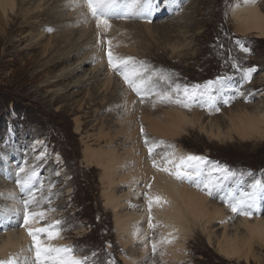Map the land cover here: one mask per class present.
<instances>
[{
    "label": "rangeland",
    "instance_id": "rangeland-1",
    "mask_svg": "<svg viewBox=\"0 0 264 264\" xmlns=\"http://www.w3.org/2000/svg\"><path fill=\"white\" fill-rule=\"evenodd\" d=\"M184 1L183 8L189 11L185 23L176 22L173 25L176 30L169 32H132L126 40L128 43L135 41L136 51L121 53L128 56L134 73L143 77L137 82L134 73L128 75L139 89L137 94L133 92L141 99L137 103L143 106V102L151 98L153 112L175 111L177 107L199 112L198 116L190 114L192 122L184 123L181 133L176 135L175 130H169L174 135L165 134L162 139L146 134V122L140 120L143 119L142 110L133 106L136 99L133 101L122 92L120 82L123 86L125 82L120 77L124 67L121 71L111 70L115 78L112 84L96 90L89 82L77 94V88L70 86L77 75L53 82L54 76L66 70L74 60L54 65L47 63L51 60V51L61 47L63 38L57 28L45 25L49 28L51 50L47 47L48 40L43 39L39 48L24 53L21 51L28 45L31 35L28 31H15L22 20L12 23L10 35L0 34V174L5 181H14L17 185L22 208L19 215L23 214L18 223L0 222V234L23 227V201L27 199L30 201L27 211L46 213L41 221L44 226L60 222L58 239H51L48 247H70L73 250L70 255L86 264H264L263 244L253 242L257 258L251 256L248 261L245 257L228 258L217 247L224 233L223 224L207 225L190 214L187 229L173 232L168 240L162 239L164 236L155 224L151 225L146 240L150 249L146 248L142 255L138 253L143 246L136 238L137 230L133 231L131 242L126 243L125 237H121L122 230L117 227L121 222L117 218L122 215V220L128 221V209L123 210L121 206L117 209V201H128L129 195L137 189L141 191L136 196L139 204L149 198L142 171L136 173L143 149L146 151L144 161L149 159L148 165L154 167L155 164L156 168V159L166 162L176 151L208 156L213 160L209 167L213 165L222 171L220 180L225 174L231 183H237L235 190L240 196L250 192L256 181L261 182L264 193V136L243 139L230 130L227 133L232 137L212 139L205 131L211 121L222 124L223 131L228 130L230 107L232 111L229 109V112L242 108L251 112L264 111V37H257L256 33L243 35L237 30L232 12L242 0ZM164 13L154 21L164 22L168 16ZM43 23L44 20L40 24ZM105 42L104 58L109 64L106 51L110 40L106 38ZM115 49L112 46L108 49L112 61ZM31 55H35L34 58ZM97 63L93 61L87 68ZM230 73H234V79L229 85L223 78ZM217 77L221 81L210 82ZM196 81L204 85H193ZM147 82L153 89L149 94L145 93ZM120 94L124 100L117 98ZM204 103L214 109H193ZM29 176L34 179L22 192L17 180L23 181ZM176 179L184 183L182 179L185 178L181 175ZM206 191L210 193V189ZM222 192L220 188L209 197L212 199L215 195L218 202L226 203L227 214L233 212L228 217L231 226L227 230L233 234L232 229L245 210L237 207L239 212H234L233 205L231 202L227 205ZM258 201L263 215L264 194ZM253 205L256 206L255 202ZM143 208L141 205L137 209ZM41 238L49 239L46 234H41ZM29 244V258L31 264H35V249ZM56 255L53 253L49 259L42 257L44 264H53Z\"/></svg>",
    "mask_w": 264,
    "mask_h": 264
},
{
    "label": "bare ground",
    "instance_id": "bare-ground-1",
    "mask_svg": "<svg viewBox=\"0 0 264 264\" xmlns=\"http://www.w3.org/2000/svg\"><path fill=\"white\" fill-rule=\"evenodd\" d=\"M184 3V0H179V3L177 0L170 1V6L167 8L168 5L165 7L164 5H160L159 2H157L156 5L154 0H150L149 5L153 8L154 14L152 20L141 16L144 14V11L141 12V10H138L128 15H117L116 20H113L115 23L114 25L111 23V20L108 21L107 26L103 23H100L99 26H97V20L91 15L87 7L86 0H0V34L2 36L10 35L9 33L12 32L10 29L13 27L12 23L17 24L18 21L22 20L19 24V29H16L15 31H28L29 35H31L28 39L30 40L28 45L23 47L21 51V53H24L27 50L30 51V49L34 50L39 48L40 41L43 39L48 40L47 47L49 46L48 50H51L50 46L52 45V41L51 37H48L49 28L47 29V26L45 25L51 26L52 29L57 28L61 33L63 40L59 49L53 52L51 51V60L47 63L54 65L65 60L72 59L74 61L70 63L66 70H63L61 73L55 75V80H53V82L69 78L72 75H77L74 81L70 83V86L77 88L75 93L80 94L81 91L79 90L89 82L94 84L93 87L96 88V90H100V88L107 86V84H112L115 78L111 73V70L117 69L116 66L119 68L124 67L128 73H134L135 68L131 67V64L128 63V56L121 55L123 52L130 53L136 51L135 41L128 43L126 38L129 34L135 31L143 32L148 30L150 32L157 33L176 30V25H173L178 21H181L180 23H185L188 18L189 11L185 9L186 7L183 8ZM158 6L161 8L159 13ZM114 12H116V10ZM161 12H166L168 14L166 17L167 19L161 23L154 21L156 17H160L159 15ZM232 17L236 22L237 30L241 34L247 35L250 33H256L257 37H264V0H242V2L238 3L234 8ZM43 20L44 23L42 25L40 23ZM106 38L110 40V47L112 46L116 48L114 50V58L111 65L107 64L104 58L105 44H107L105 42ZM47 47H45V51H47ZM35 55H31L30 57L34 58ZM93 61H97L98 63L91 68H87V66H89ZM134 74L136 75L137 82L142 81V76H138L137 73ZM102 75L105 76L102 78ZM120 86L122 87L121 89L124 94L132 98L133 101L136 99V103L133 104V106H137V108L142 110L143 119L140 120H145L146 122L147 135L154 134L160 139H162L165 134L172 136L174 134L177 135L179 132L181 133V131L184 130V123H187L188 120H190V123L192 122L193 118L190 116L191 113L195 116L199 115L198 110H192L189 112V110L179 107H177L175 111L170 110L164 112L162 110L163 112L161 113L153 112L150 108L152 105L151 98L148 101L146 100L143 102L142 106L137 103L141 99L130 91L131 88L128 85L125 84L123 86V83L120 82ZM144 86L146 87V90L144 89L146 91L145 93H151L153 90L151 88L152 86H150L148 82ZM134 93L137 94V91H134ZM117 98H119V100H124L125 97L120 94ZM156 105H158L157 102ZM229 109L232 111V107ZM229 109L227 114L229 121L228 126L230 127L227 129L229 131H223L225 128L222 124H216L215 122L212 123L213 121H211L209 129L205 131L212 139H215L214 137L220 139L231 136L227 133L230 132V130L233 131V133L236 132L242 136L243 139L264 136L262 135L264 134V111L251 112L242 108L240 110L238 109L236 112H229ZM175 114L177 115L174 116ZM136 129L138 135L140 136V130L138 127H136ZM169 130H175V133H170ZM139 138L141 141V137ZM160 149L162 151L163 147ZM143 152L144 154L140 156L141 161L136 164L139 168L136 173H140L142 171V178L145 180L144 188L146 189L147 186L148 191L146 192V195L149 198L146 202L144 201L142 204H139L136 200V196L140 189H137V192H134L131 195L128 194L130 197L128 201H123L122 203L120 200L115 203L118 204L116 205L117 209H119V206L123 207V210L128 209L126 212L128 221L125 219L122 220L123 215H120L121 217L117 218L121 221L118 222L117 227L119 230H122L120 233L124 235L121 237H125L126 243L131 242L137 230L139 234L136 238L139 239V242L143 246L142 249H138V253L141 254L142 251H146V248L150 249L146 240L147 231L151 225L154 226L153 224H155L164 236L162 239L168 240L169 235L173 234V232H182L187 229V222L189 221L188 214H190L191 217H194L193 219L197 221L199 220V222L205 221L207 225L219 222L223 224L221 227L224 229V233L218 241L217 247L220 252L228 258L245 257L248 261L251 256L253 258L258 257V255H255L256 253L253 252V242H258L264 245V214H261L262 211H257L256 215H253V212L247 209V207L251 205L252 201L237 206L239 208L241 207V210L244 209L245 212L244 215L238 219V222L237 219H235L237 224L235 228L232 229L234 233L230 234L227 232L231 226L228 223V220L230 219L228 217H230L229 215H232L233 212H228L227 214L226 211L228 208L224 204L218 202V200L214 199L217 198L214 197L215 195L212 197V201L209 197V194L213 193L211 189L210 193L207 191L204 192L200 188H197L198 186L192 184L191 173H199L201 171V165L199 162L187 161V157L190 155L193 156V154L176 151L173 154L171 153V156L168 157L166 162L160 163L161 161L156 159L158 165L156 168L155 164L154 167L151 164V166L148 165V163H150L148 162L149 159H145L147 162L146 164L142 162L144 161L143 156L146 154L144 149ZM189 167H193L196 170L194 169L195 171H191ZM108 169L110 170L111 168ZM177 172H183L182 177L185 178L184 183H180V181L176 179L180 178V176L178 177L176 175ZM221 175L222 172L219 175H213L212 177V173H210L206 177L207 181L199 180V182L201 184H207V182L212 181L211 183L217 186V190L222 188V193L225 195L224 199L228 203L227 205H229L230 202V205H234L241 199H246V193H254L256 195L257 187L255 189L252 188L250 192H245L244 194L242 193L240 196L239 191L235 190L237 183H231L230 180H228V176L225 174L221 180L217 182V178L221 177ZM33 179L34 178L31 180ZM16 186L17 185H15L14 181L12 183L7 182L5 181L4 175L0 174L1 224L18 223V218L21 219L23 215L22 213L19 215V213L22 212V208L20 205V198L18 197L19 192ZM141 205L144 206V208L137 209ZM252 207L255 209L256 206L253 205ZM260 208L263 210L262 205ZM120 210L119 212H121ZM119 212H117V214ZM137 223H139V225H137ZM40 227L46 226H44L41 221L30 220L27 226L23 224L22 228L17 227L8 229L5 233H1L0 258L2 264H31V259L29 258V251L31 249L29 247L31 244L29 243H31V237L29 236L28 231L30 228L34 230ZM56 239H58V237ZM40 240L42 246L45 247H48L47 243H51V239L41 238V235Z\"/></svg>",
    "mask_w": 264,
    "mask_h": 264
},
{
    "label": "snow or ice",
    "instance_id": "snow-or-ice-1",
    "mask_svg": "<svg viewBox=\"0 0 264 264\" xmlns=\"http://www.w3.org/2000/svg\"><path fill=\"white\" fill-rule=\"evenodd\" d=\"M121 0H86L87 7L93 17L97 20V26H99L100 23L108 25V19L107 17L115 11V8L118 3H120ZM124 6L126 8L125 15L132 14L134 12V9L137 7V5L140 3V0H123ZM109 57V64H112V54L111 52L108 53ZM117 71H121L118 66ZM249 72L253 71L252 69L248 70ZM123 75V73H122ZM123 79L126 83L129 84L130 87H132L134 90L139 91V89L136 87V81L133 79H130L128 75H123ZM203 157L198 156H188L187 161L190 162H199L203 161ZM21 172L24 171V169H20ZM176 175L179 177L182 175L181 172H177ZM32 177L29 176L26 180L20 181L17 180V183L19 184L21 191L23 192L28 185L31 183ZM258 186H262L260 181H256V183L253 185V188L255 189ZM255 194L249 193L246 194V199H241L237 202L236 205L232 206V210L235 212L238 210L237 205H242L245 203H248L249 201H254ZM25 214L23 217V223L25 226L29 224L30 220L33 221H43V218L45 217L46 213L44 211H27L29 208L30 201L25 199L23 201ZM251 207V205H249ZM249 214V213H245ZM59 221L55 222L54 224L48 225L46 227H40L36 229H29L28 234L32 239V246L35 249L36 254V262L37 264H44V258L51 257L53 253H56V258L53 260V264H86L85 261L81 259H76L73 255H70L73 250L70 247H62V248H51V247H45L42 246L40 235L46 234L49 239H55L58 237V225ZM153 248H155V245H153ZM61 253L65 255H60ZM67 257V258H66ZM2 264V262H0Z\"/></svg>",
    "mask_w": 264,
    "mask_h": 264
},
{
    "label": "built area",
    "instance_id": "built-area-1",
    "mask_svg": "<svg viewBox=\"0 0 264 264\" xmlns=\"http://www.w3.org/2000/svg\"><path fill=\"white\" fill-rule=\"evenodd\" d=\"M237 74H240V73H237ZM227 83L230 85V82L229 81ZM233 86L235 87L236 85L233 84ZM232 90H234V89H232ZM194 107L195 108H198L200 110L205 109V111H210V110L214 109V107H211L208 103H204L203 105L202 104L195 105ZM203 107H207V108H203Z\"/></svg>",
    "mask_w": 264,
    "mask_h": 264
}]
</instances>
